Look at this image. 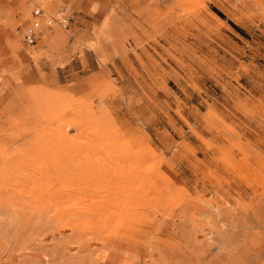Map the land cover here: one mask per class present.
<instances>
[{
  "label": "rangeland",
  "instance_id": "rangeland-1",
  "mask_svg": "<svg viewBox=\"0 0 264 264\" xmlns=\"http://www.w3.org/2000/svg\"><path fill=\"white\" fill-rule=\"evenodd\" d=\"M31 1L0 0V264H264V0H40L70 21L33 46Z\"/></svg>",
  "mask_w": 264,
  "mask_h": 264
},
{
  "label": "built area",
  "instance_id": "built-area-1",
  "mask_svg": "<svg viewBox=\"0 0 264 264\" xmlns=\"http://www.w3.org/2000/svg\"><path fill=\"white\" fill-rule=\"evenodd\" d=\"M42 14L41 9H36L32 11V23L31 25L25 29V32L23 34V42L26 43L27 45H34L38 39V34H39V21L38 17ZM65 20L62 19L59 21L58 25L61 27H66L67 23L70 21V18L68 16H64ZM54 20H47V25L49 26L52 24Z\"/></svg>",
  "mask_w": 264,
  "mask_h": 264
},
{
  "label": "bare ground",
  "instance_id": "bare-ground-1",
  "mask_svg": "<svg viewBox=\"0 0 264 264\" xmlns=\"http://www.w3.org/2000/svg\"><path fill=\"white\" fill-rule=\"evenodd\" d=\"M36 1H37V3L32 2V1L30 2V3H34V5H33V8H32V10H31V19H30L29 22H28L29 25H27L26 28H28V27L31 25V23H32V19H33V18H32V11H33V10H36V9H38V8L42 10V14L38 17V21H39V23H40V20H43V16H44V20H45V23H46V26H47V27H52L53 24H57V25H58V23H59L60 20H62V19L65 20V18H64L65 15H62V14L59 16L58 19L52 18L51 14H49L50 12L48 13L47 11H45L44 8L42 7V5H40V3H39L40 0H36ZM46 16H47V17H46ZM45 17H46V18H45ZM51 19L54 20V21H52L53 23L50 24V25L48 26V25H47V20L49 21V20H51ZM41 23H42V22H41ZM45 23H44V24H45ZM67 24H68V23H67ZM38 25H39V24H38ZM44 26H45V25H44ZM58 26H59V25H58ZM59 27H61V26H59ZM26 28H25V29H26ZM44 28H45V27H44ZM61 28H65V27H61ZM25 29H24V32H25ZM37 30H39V34H38V39H39V38L41 37V35H42V30H40V26L38 27ZM54 31H55V30H54ZM24 32H23V34H24ZM49 33H50V32H48V33L46 32V35H48ZM52 36H53V35H51V37H52ZM55 36H56V35H54L53 38H55ZM49 37H50V36H49ZM49 37H48V39H49ZM56 38H57V36H56ZM38 39H37V40H38ZM51 39H52V38H51ZM57 39H58V38H57ZM54 40H55V39H54ZM48 42H49V41H48ZM31 46H33V45H31Z\"/></svg>",
  "mask_w": 264,
  "mask_h": 264
},
{
  "label": "trees",
  "instance_id": "trees-1",
  "mask_svg": "<svg viewBox=\"0 0 264 264\" xmlns=\"http://www.w3.org/2000/svg\"><path fill=\"white\" fill-rule=\"evenodd\" d=\"M213 11H214V12H215L220 18H224L223 15H222L220 12H218L217 10L213 9Z\"/></svg>",
  "mask_w": 264,
  "mask_h": 264
}]
</instances>
